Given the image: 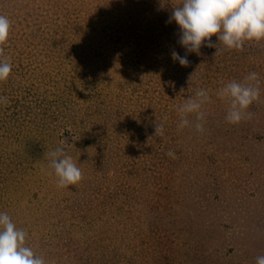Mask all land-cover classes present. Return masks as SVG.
Wrapping results in <instances>:
<instances>
[{
	"label": "rangeland",
	"instance_id": "obj_1",
	"mask_svg": "<svg viewBox=\"0 0 264 264\" xmlns=\"http://www.w3.org/2000/svg\"><path fill=\"white\" fill-rule=\"evenodd\" d=\"M13 1L17 3L14 4L15 6L21 2L23 6L25 5L30 13V16H27L28 21L34 20L35 10L41 12L43 18L52 13L50 4L53 0ZM68 1L61 0L63 9ZM96 2L97 0H78V3L71 5V13L79 8L90 11H82L88 13L87 26L82 25V30L77 35L83 41H91L89 44L85 43L90 58H78L81 62L76 64L87 72H96L92 75L96 77L94 81L99 83V87L96 91L87 90L91 96L100 89L107 103L110 102L121 80L116 79L115 71L111 68L106 74L103 69H99L98 64L94 65L92 60L97 52L96 39L109 35L111 41L125 40L129 48L136 47L135 54H138L137 58H140L144 64H140L142 67L137 66L139 68L134 69V73L130 74L133 76L145 74V83L147 79H152L137 91V99L139 100L143 95L155 96L152 105L172 109L175 115L173 121L176 123L181 119L177 108L185 99L194 98L197 89L208 90L211 103L205 105L204 109L207 112L205 131L199 134L194 128H184L178 136L177 153L174 158L170 157L171 162L162 163L153 158L154 161L140 167L139 172H136L132 166L126 165L124 156H120L121 159L116 162V175L105 179L99 175L103 164L98 171L97 157L100 151L97 145L88 142L86 146L88 151L80 152L79 159H74L75 156H72L82 170L83 179L78 185L67 188L57 186V177L49 167L47 154L57 147L65 149L71 130L67 127L61 129L60 133H64L63 137H65L63 140L56 132L35 136V141L28 136L18 139L10 149L15 150L20 161L26 166L28 177L24 178V183L21 182L16 186L11 180L8 181L10 187L7 192H10L7 193V197H14L17 205V211L13 212L17 228L27 232V244L34 249L42 243L51 244V241L54 243L53 231L52 238L47 232L61 223L68 224L71 222L70 217L75 219V222L82 215L110 216L112 225L108 228V232L111 234L108 243L104 245L110 252L117 249L115 247L117 245L122 249L125 247L126 250L130 248L132 252L138 251L139 257L144 258L147 252L144 239L149 233H154L151 236L156 243L155 251L160 257H164L158 258L156 264L190 262L206 264L204 261L207 256L218 247L225 258L216 260L214 264H255V258L264 255V156L255 160L250 151L239 150L241 147L235 143L239 137L234 130L235 125L226 120L229 102L221 100L216 95L227 83L233 80L240 82L238 75L242 74L240 70L244 62H240L237 70L234 67L235 62H231V57L228 55H232L231 53L223 55V52H217L213 60H208L205 65L206 58L203 54L208 48L205 46L207 42L202 45L199 54L187 52L179 43L181 36L179 26L175 21L168 22L173 6L165 1L157 4L154 0L112 2L118 3V8L121 10L125 8L126 11L131 3L139 11L138 17L143 23L139 34L133 33L138 28L131 24L130 19L119 20L117 12L111 10L112 8L109 11L107 3L97 5ZM178 3L179 1L176 2ZM37 4H41V7L38 8ZM3 9L0 4V12ZM118 20L120 23L115 26L113 22ZM73 21L75 20H71L70 24H75ZM93 24L97 25L95 31ZM119 27L124 32L119 31ZM48 30L57 35L63 33L60 28L53 26ZM22 31L29 32V29L22 28ZM60 38L67 39L66 36ZM175 39L178 40L175 42ZM214 40L211 37V41ZM76 41H79V38H76ZM110 42L102 40L100 45L102 53L104 48L107 52L108 48H113ZM173 51L180 56L187 55L189 65L181 66L178 61H174L171 55ZM213 61L215 66H210ZM72 64L65 66L72 68ZM152 105L150 104L151 108ZM189 118L194 119L191 116ZM102 122L96 123L97 129L101 128ZM62 126L63 124L60 128ZM260 138L264 140V131L259 130V134L253 136L255 143L260 142ZM64 140L65 143H62ZM154 145L156 147L158 145L157 152L159 149L161 153L163 144L161 143L160 147L159 142ZM116 147L118 146L109 143L106 152H102L108 163L105 166L109 169L114 159L108 153ZM177 158L182 160L181 163ZM6 168L11 171L10 165ZM189 171H194V175L202 172L207 180L211 177V171L215 172V176L213 182L202 189H195L193 185L182 186L181 182L185 176L181 177V174ZM127 173L130 179L126 178ZM142 218L154 221L147 222L141 227L145 228V231L133 225ZM158 219L163 222L170 220L172 229H164L161 226L163 224L158 223ZM199 222L206 227L203 228L204 230L193 225ZM179 228H184L190 237L181 231L178 232ZM190 231L195 232L190 234ZM46 233L47 235L43 236ZM112 240L113 242L109 244ZM201 243L204 244V247H201L204 252L194 246H199ZM162 244L163 246H160ZM159 247H162L161 250ZM70 248L73 247L68 246V249ZM148 249L151 250L152 247L148 246ZM78 253L80 254L78 251H69L65 264L78 262ZM119 264L122 263L119 261Z\"/></svg>",
	"mask_w": 264,
	"mask_h": 264
},
{
	"label": "trees",
	"instance_id": "obj_2",
	"mask_svg": "<svg viewBox=\"0 0 264 264\" xmlns=\"http://www.w3.org/2000/svg\"><path fill=\"white\" fill-rule=\"evenodd\" d=\"M113 1L117 0H97L96 4L104 5L107 3L109 11L110 8L115 10L119 20L130 19L131 24L138 28L133 33L139 34L141 32L140 27L143 26L138 17L139 11L131 3H129L127 11L125 8L121 10L118 8V3H112ZM161 1H165L173 7L181 3V0H154L156 4ZM177 1H179L178 4H176ZM60 2L61 0L51 2L52 13L49 16L43 18L42 13L35 10L34 20L28 21L27 16H30V13L22 2L15 6L14 4L17 3L13 0H0L1 8H4L0 15L8 17L12 25L3 53V56L9 58L12 64V71L8 80L0 83V97L7 98L6 103H0V212L7 213L13 222V212L17 211V205L14 202V197H7V193L10 192H7L10 187L8 181L11 180L16 186L21 182L24 183V178L28 177L26 166L20 161V157L14 152L15 150L10 149L11 145L20 138L28 136L34 140V137H39L40 134L56 132L63 140L65 138L63 137L64 133L60 132L62 128L67 127L71 130L65 145L67 155L79 159L80 152L88 151L86 150L88 142H93V145H97L100 151L99 158L97 157L99 166H97L98 171L103 167L99 175L104 179L116 175V162L121 159L120 156H124L126 165L132 166L136 172H139L140 167L151 164L154 161L153 158L162 163L171 162L172 159L167 153L169 150L177 153L176 144L181 132L178 130L180 121H177L178 124L173 121L175 115H173L172 109L164 106L154 107L152 104L155 96L143 95L139 100L137 99V91L151 82L152 79H147L145 83V74L139 76L130 74L131 72L134 73V69L139 68L137 66L144 64L140 58H137L138 54H135L136 47L129 48L125 40L111 41L109 35L96 39L97 52L94 54V59L91 58L94 60V65L98 64L99 69H103L106 74L111 68L112 71H115L116 79L121 80L108 103L100 89L93 96L87 91L90 89L96 91L99 83L94 81L96 77L92 75L96 72H87L76 64L81 62L78 58H90L85 43H91V41H83L77 35L81 32L82 25L87 26L88 13H82V11H90L79 8L71 13L72 3H78V0H69L64 9ZM36 6L40 8L41 4ZM90 18H92L91 15ZM71 20H75L73 21L75 24H70ZM119 20L114 21L113 24L118 26ZM113 24L111 25L113 26ZM51 26L60 28L63 33L61 35L51 33L48 30ZM93 27L95 31L97 25L93 24ZM22 28L29 29V32L22 31ZM118 30L124 32L120 27ZM60 36H66L67 39L64 40ZM212 37L215 39L212 42L217 46L208 47L203 54L206 58L205 65L208 60H213V56L217 52H223V55L231 53L232 55H228L231 57V62H235L234 67L237 70L240 62H244L240 70L242 74L238 75L240 82H243L245 76L251 72L259 74L260 101L254 102L249 109L254 115L252 119L236 124L234 130L239 136L235 140L236 145L241 147L239 150L242 152L250 151L255 160L261 159L264 156V140L260 138V142L255 143L253 136L259 134V130L264 131V41L259 43L255 41L246 42L244 49L237 51L227 49L222 42H219L217 36ZM76 38H79V41H76ZM103 39L107 42L111 41L109 44L113 46V48H108V52L104 48V53L100 47ZM177 40L175 39V42ZM71 63H73L72 68L65 66ZM210 66H215V62L213 61ZM112 73L114 74V72ZM235 74L237 75L236 72ZM98 121H103L100 129H97L96 126ZM62 124L63 126L60 128ZM156 124L164 125L163 136H155ZM80 140L81 142H79ZM157 142H159V147L161 143L163 144L161 153L159 149L157 152ZM109 143L118 146L112 151L113 153H108L114 159L110 169L105 166L108 163L102 153L103 151L106 152V146ZM154 150L156 151L154 152ZM177 159L181 163L182 160ZM101 164H103L102 167ZM8 165H10L11 171L6 168ZM128 173L126 178L130 179ZM203 174L198 172L194 175V171L181 174V177L185 176L181 182L182 186L193 185L195 189L209 186L213 182L215 172L211 171V177H208V180ZM110 218V216L102 217L101 215H82L79 220L74 222L75 219L70 217L71 222L68 224L61 223L58 225L57 223L58 227L47 232L51 237L53 231L54 243L52 241L51 244L42 243L32 249L37 256L43 257L47 264H65L69 251L80 252L77 255L79 261L75 264H119V261L122 264H156L158 258H164L155 251L156 243L152 240L154 233H149L144 239L146 242L144 246L147 251L144 258L139 257L138 251L132 252L130 248L126 250L125 247L122 249L117 245L115 246L117 249H113L111 252L107 250L104 245L108 243L111 234L108 232V228L112 225V218ZM147 219H139L137 224L133 225L141 228L147 222H154ZM158 220V223L163 224L160 225L164 229L173 226L170 220L164 222L161 219ZM193 225L202 229L206 228L200 222ZM141 229L144 230L145 228ZM180 231L188 235L184 228H179L178 232ZM194 232L190 231V234ZM109 242L111 244L113 240ZM68 246L73 248L68 249ZM148 246H151L152 249L149 250ZM194 246L200 249L204 247V244ZM161 248L159 247L160 250ZM201 249L204 252V249ZM188 252L191 253V251ZM220 252V247H218L207 256L204 262L214 264L216 260L225 258ZM199 263L190 262L187 264Z\"/></svg>",
	"mask_w": 264,
	"mask_h": 264
},
{
	"label": "clouds",
	"instance_id": "obj_3",
	"mask_svg": "<svg viewBox=\"0 0 264 264\" xmlns=\"http://www.w3.org/2000/svg\"><path fill=\"white\" fill-rule=\"evenodd\" d=\"M172 21L181 30L179 43L187 52L199 54L205 42V46L216 47L211 41L212 36H217L227 49L242 51L246 42L264 41V0H181L180 5L173 7L168 22ZM11 26L9 18L0 15V83L6 82L12 71L9 58L3 56ZM171 55L181 66H188L190 63L187 55L180 56L175 51ZM216 95L229 102L226 116L228 123L236 125L250 120L254 115L249 111L250 106L259 102L261 96L259 74L251 72L243 82L233 80ZM6 102V97H0V103ZM209 103L211 97L205 89H197L194 98L185 99L177 108L181 117L178 130L194 128L197 133L203 134L207 116L204 109ZM190 116L194 119H190ZM163 135L164 125L156 124L155 136ZM47 155L49 167L57 177L58 187L67 188L82 181V170L63 147H57ZM167 155L175 157L171 150ZM27 235L26 231L17 228L7 213L0 212V264H47L43 257L37 256L28 246ZM255 264H264V255L257 256Z\"/></svg>",
	"mask_w": 264,
	"mask_h": 264
}]
</instances>
